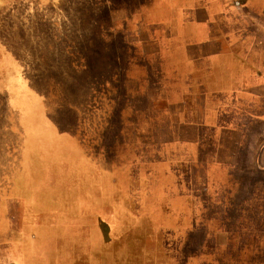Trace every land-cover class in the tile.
Returning <instances> with one entry per match:
<instances>
[{"label":"rangeland","instance_id":"rangeland-1","mask_svg":"<svg viewBox=\"0 0 264 264\" xmlns=\"http://www.w3.org/2000/svg\"><path fill=\"white\" fill-rule=\"evenodd\" d=\"M194 2L0 0V264H254L215 248L229 228L237 248L264 240V216L215 204L242 193L234 179L245 176L211 164L220 138L210 131L226 112L181 122L198 105L167 110L164 89L150 86L209 35ZM237 16L252 15H224L230 35ZM247 26L251 38L262 31Z\"/></svg>","mask_w":264,"mask_h":264},{"label":"crops","instance_id":"crops-1","mask_svg":"<svg viewBox=\"0 0 264 264\" xmlns=\"http://www.w3.org/2000/svg\"><path fill=\"white\" fill-rule=\"evenodd\" d=\"M194 1L190 6L193 8L190 15H193L195 23L203 24L202 27L209 31V35L205 33L204 37L196 41L201 45V50H198L197 47H194L196 49L193 51L186 50V56L191 61L183 54L186 66L172 67L175 70L174 72L170 71V75L172 73L176 75L173 76L174 78L170 76L172 80L167 78L163 82L162 78V80L156 81L151 74L149 77L150 86L154 88L155 85L157 89H164V104L167 110L169 106L183 110V107L188 104L198 105V108L193 110L197 116L193 118L184 116L178 111L177 119L181 122L186 119L201 120L202 114H205L207 109L226 112V116L223 118L226 123L221 125L220 130L211 129L210 131L211 137L220 138L218 145L214 143V140H210V153L213 159L218 160L216 163H213V160L211 164H224L223 167L226 168V171L233 167L245 176H242V180L234 179L235 186L239 185L243 188L242 193L235 191V194L230 195L228 199H225L224 196L217 197L218 202L215 204H223L225 206L223 212H228L226 215H250L252 209L255 211L252 215L264 216V207L261 206L264 203V182L262 181L264 180V44H262V40H264V27H262L264 26V0H237L236 2L219 0V6L216 8L217 3L206 4L209 0ZM252 3H259L256 6L259 9L258 13L251 8ZM219 7L220 12L215 14L214 8L219 10ZM233 10L243 11L252 16L250 19L237 16L236 18L244 22L243 27L237 28L239 32H233L230 35L227 26L231 24L234 28V18L223 17L224 15L228 17L229 12L233 14ZM189 23H192L191 20ZM245 24L248 25L247 28L254 26L257 27V30L261 29L262 31L259 30L255 38H251L252 35L245 34ZM218 28H223L224 32L219 34ZM252 41H257L256 48H251L254 44ZM173 53L178 54L176 51ZM177 56L180 57V55ZM209 59L210 61H208ZM200 60L209 62V65L198 66ZM152 72L154 71L149 70V73ZM167 82L168 86L165 85ZM136 86L143 88L142 83ZM167 91L169 97L166 95ZM257 120L261 121L258 128H250V125H254ZM233 122H243V129L239 132L231 131ZM194 131L196 136L198 130ZM172 135L182 136L185 133L173 132ZM242 137H245L244 144ZM201 147V144L197 146L198 149ZM249 178L251 179L248 180ZM232 186L234 188L233 184ZM206 195L207 192L204 193V200L208 199L206 202L209 205H214L213 200L211 201L209 198H215V196ZM195 200L201 202L200 210L205 211L206 207L203 201L200 198H194ZM233 202H236L237 207H233L232 210L230 207ZM255 205L257 206L255 207ZM225 231H227L225 244L216 243V250L225 249V251L233 252L235 249H240L242 250V263H246L247 257H249L254 264H264V259L260 260V257H264V240L254 247L249 242L247 246L244 243L242 248H237L234 246L236 231L230 228Z\"/></svg>","mask_w":264,"mask_h":264}]
</instances>
